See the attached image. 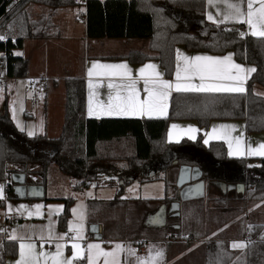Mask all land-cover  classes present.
<instances>
[{
  "label": "trees",
  "instance_id": "16d2710c",
  "mask_svg": "<svg viewBox=\"0 0 264 264\" xmlns=\"http://www.w3.org/2000/svg\"><path fill=\"white\" fill-rule=\"evenodd\" d=\"M76 1L79 0H0V35L6 37L0 41V67L5 65L8 78L26 77V62L16 52L25 40L58 38L52 14L74 6ZM33 4L46 7L48 12L32 19L29 6ZM84 4L88 39L147 40L146 53L133 51L126 59L132 65L156 61L167 79L173 76L175 46L214 55L231 51L235 61L255 71L249 73L245 94L173 93L167 116L158 119H87L84 80L66 79L63 124L58 137H30L18 130L7 114L0 115V181L4 194L12 196L11 175L20 173L25 175L26 184L43 186L42 200L48 201L46 191L54 168L62 178L74 180L72 189L79 192L109 172L110 165L103 163L123 162L124 176L116 197L106 202L89 201L87 224L97 225L107 240L128 238L142 244L145 240L163 239L173 222L167 218L161 228L151 232L144 229L145 214L137 212V205L154 201L119 199L124 186L134 181L162 180L164 196L158 202L169 206L177 200L178 169L187 166L198 168L205 183H243V201L247 205L264 201V157L258 159L259 166H253V159L229 160L223 143L203 146L200 135L194 141L184 139L175 144H168L165 139L170 121H195L200 129H205L214 120H243L247 134L264 132V37L241 36L238 26L208 24L205 0H85ZM255 87L261 88L263 95L255 93ZM166 153L169 158L163 160ZM147 165L155 170L153 175L138 174ZM170 169H174L171 178L162 175ZM233 201L215 197L182 202L179 215L173 218L178 229L169 233L176 240H195L203 228L208 230L201 237H207L231 223L214 240L246 238L247 245L238 253L219 243L230 253L225 264H264V224L245 223L243 208L230 209ZM63 202L57 219L61 232L66 230L73 199ZM104 223H111L112 229L105 230ZM217 245L210 243L207 248ZM16 256L17 243L6 240L0 232V264Z\"/></svg>",
  "mask_w": 264,
  "mask_h": 264
},
{
  "label": "crops",
  "instance_id": "0c3cea01",
  "mask_svg": "<svg viewBox=\"0 0 264 264\" xmlns=\"http://www.w3.org/2000/svg\"><path fill=\"white\" fill-rule=\"evenodd\" d=\"M85 0H79L75 2V5L72 7H66L59 10H56L52 14V22L56 26L59 31L58 38L53 39H29L23 42L22 48L17 51V55L21 56L27 65V75L22 79H10L6 76L4 72V76L1 77L2 81L5 82L15 81V80H26L30 82L29 87L33 90L40 87L38 84L40 81H43L46 89L41 91L44 99V110L39 118H42V124H40L34 130H27V128H23V132L28 135L29 131H32L33 135H44L47 138H56L61 133L62 124H63V116H64V101H65V91H64V81L66 79H83L85 83V117L87 119H158L165 118L168 114L169 109V100L173 93H203V92H177L174 89L171 90L168 99H167V110L164 115H107L104 112L105 107L109 104L110 94L112 96L113 102L115 101V91L108 87V84L111 82L115 84L118 81V77L116 76H105L103 73L109 72H119L121 69H104L100 68L99 65H118L126 63L130 69L133 70V75L139 77L138 70L147 64H153L156 68L146 69V72H159L161 73V79L175 82L176 80V72H177V64L179 63L181 66V71L183 74V67L187 63L185 57H195V56H213V57H224L229 53L232 54V60L230 63L238 64L241 66V70L239 71V76L243 78L245 92L247 90V79L249 76V72L246 71L249 69L245 64L238 63L235 61L233 53L231 51H227L222 55H214L207 52L201 51H188L183 46H175L174 48V71L173 76L170 79H167L164 75L163 69L160 67L159 63L156 61H147L143 64L132 65L126 59V55L133 51H139L146 53L148 51V41L147 40H122V39H97L91 40L86 36V18L85 12L86 7L84 4ZM104 1V0H101ZM209 0H205V21L208 24L212 25H224V26H240L242 32L248 34L251 31L248 25L244 23H237L233 21L223 22V23H213L208 19L209 12ZM29 12L31 14L32 19H38L42 15L48 12V9L44 6L33 4L29 6ZM216 20H222L220 16L217 18L214 16ZM180 56L179 61L177 60V56ZM97 64L98 67L93 69V75L89 77L88 70L92 68L93 64ZM233 74L237 73L236 69H231ZM91 81L93 87L89 89V82ZM194 83H198V80H194ZM226 84L234 83L233 81H225ZM5 84L3 86L5 87ZM52 86L54 90L49 93V88ZM139 91V99L143 100L146 97V93L143 92V79H140L138 83ZM12 88L11 90H13ZM23 96L22 101L24 106L28 103V107L31 108L29 103H37V97L34 95L33 102H31L27 98V93L24 92L23 88ZM90 91L93 93L92 95V107L94 114L88 115V107H89V93ZM47 92V93H46ZM243 93H233V92H215L214 94H245ZM256 93V92H255ZM32 98V96H31ZM6 103V102H5ZM27 112V109L25 110ZM30 111H33L31 108ZM7 114V111L4 112ZM11 119V117H9ZM27 118L30 119V122L36 121L35 117L32 115V112L28 111ZM12 120V119H11ZM13 121V120H12ZM14 123V121H13ZM175 124L176 128H172L171 126ZM17 128L16 123H14ZM221 125H231L235 126L233 128H221ZM215 126V127H214ZM195 129L193 132L191 129ZM39 131V132H38ZM227 132V141L232 144L233 155L229 156V143L226 142L224 137V133ZM169 133H171L172 139L169 140ZM192 135L195 139H189V136ZM201 136V143L203 146L208 147L212 142H220L225 145L226 148V156L229 160L236 159H245L258 161V159L263 158L264 156L260 155H248L249 152H258L260 151V144H264V132L257 134H247L246 132V124L243 120H214L209 123V126L205 129H200L195 121H170L166 130V143L175 144L179 143L182 140H191L194 141L198 136ZM29 136V135H28ZM207 140V143H205ZM237 140L239 141V148L242 155H237L236 147ZM169 158V154L166 153L162 159L166 160ZM104 165H110V170L107 174L99 177V179L93 183H90L86 188L79 191L80 200L83 202V213H84V228H83V239L79 241L82 247H86L88 243H98L105 251H111L116 244L124 245V250L118 252L117 260L118 264H136V256L130 254V250L133 249V242L135 240H130L128 238L121 239H113L107 240L103 237L102 231L101 240H95L92 237H89L88 233V224H87V204L91 200L96 201H111L116 195L118 188L121 186V178H123L124 173V163L123 162H114V163H103ZM150 166L142 167L138 170V174L144 176H152L154 171ZM57 172L54 168L52 170L53 173ZM174 173V169L168 170L166 173H162V175H166L168 178ZM60 176V175H59ZM64 184L70 188L74 185V180L71 179H63ZM227 183H237L230 182ZM134 184H138L139 196H135L134 194H128L125 197H122L124 193L127 191V187L133 186ZM214 187L219 188L218 186L211 184L208 185L206 183L203 192L196 193H187L183 195L179 200V207L182 202L193 200L197 198L202 199H211L215 197H210L211 191ZM111 190L107 193L105 190ZM164 182L160 179L154 180L146 183H139L134 181L130 184L124 186L123 192L121 193L120 200L129 201V200H139V201H154L152 204H143L139 203L137 205V212L144 213L145 217L143 218L144 229L156 230L161 227L154 226L151 223L152 217L155 215L159 207L163 204H160L158 201L161 200L164 196ZM219 198H229L233 199V202H230V209L235 208L238 209L241 206L242 196H227L231 192L241 193L239 190H230L223 192ZM177 191V190H176ZM13 196V195H12ZM176 197V192H175ZM73 199V198H72ZM64 199H62L63 201ZM60 201V202H62ZM59 202V203H60ZM75 200L73 199V203L69 208V217L66 223L65 233L68 237H71L73 233L70 234L68 229L69 221L72 217L71 208L74 205ZM64 208V202H62ZM168 211L166 215L167 218L170 219L173 223L170 229V232H175L178 229V225L175 224L173 218L177 217L176 212L170 211V205L167 206ZM208 209H211L212 206L210 204L207 205ZM45 208V207H44ZM179 211V210H178ZM252 222V221H251ZM255 222V221H254ZM232 224H228L223 228L217 230L216 232H212L207 237H201L207 233V227L203 228L198 234V239L195 240H186V239H177V241L168 242L163 241V239H153V240H145L143 245L141 246L140 251H134L136 255L141 257H147L149 255V251L151 250L154 254L157 250H162L163 256L160 260V264H225L227 262V258L229 257V251H235L238 253H242L246 249L247 239H223V240H214V237L218 234L224 233L226 229ZM104 229H112L113 225L111 223L103 224ZM206 223H204V227ZM12 231L10 230V233ZM61 232V231H60ZM151 232V231H150ZM62 233V232H61ZM6 240L8 236L6 232L2 233ZM18 235V234H17ZM20 235V234H19ZM24 236H28L27 234H22ZM35 239V237H33ZM165 238V237H164ZM223 238V237H222ZM14 241V240H12ZM17 243V256L15 258H7L5 260V264H15V261L19 258V244ZM62 243H66V247L64 248L65 257H71L72 249H71V241L65 240L61 241ZM233 242L243 243L242 247L233 248ZM216 243L217 246L207 248V244ZM219 243L227 244L228 250L225 248H220ZM37 251H40V242L36 241ZM43 250L46 252H55L54 243L49 244L45 243L43 245ZM103 257L100 258L98 264H103ZM83 264H86L85 260ZM78 261H75L74 264H78ZM49 264L51 262L49 261Z\"/></svg>",
  "mask_w": 264,
  "mask_h": 264
},
{
  "label": "snow or ice",
  "instance_id": "6c2138e0",
  "mask_svg": "<svg viewBox=\"0 0 264 264\" xmlns=\"http://www.w3.org/2000/svg\"><path fill=\"white\" fill-rule=\"evenodd\" d=\"M213 0H209V4H212ZM244 0H234V2L227 3V11L223 14L222 20H216L210 13L208 19L213 23L223 22H237L248 25L253 36L264 37V0H247L246 10L243 7ZM254 4H258L259 7H254ZM245 33H241L244 36ZM6 37L0 35V41L5 40ZM180 56L178 54L177 60L179 61ZM187 63L183 67V74L181 66L177 64L176 80L175 82L161 79V73L159 72H146V69H155L156 66L153 64H147L141 67L139 77L133 75V70L128 67L126 63L118 65H99L100 68L104 69H121L122 71L109 73L105 72V76H116L118 81L113 84L109 83L108 87L115 91V101L113 102L110 94L109 104L105 107L104 112L107 115H164L167 110V99L171 90L177 92H203V93H215V92H233L243 93L245 92L243 78L239 76L241 66L238 64L230 63L232 60V54L229 53L224 57H213V56H195L185 57ZM98 67L97 64H93L92 68L88 70V75H93V69ZM231 69H236L237 73L233 74ZM246 71L252 72L255 69H247ZM140 79H143V92L146 93V97L143 100L139 99L138 83ZM194 80H198V83H194ZM225 81H233L234 83L226 84ZM93 87L91 81L89 82V89ZM3 90L0 89V92ZM92 95L89 93V107L88 115L94 114L92 107ZM19 127V125H18ZM172 128H176L177 125L173 124ZM215 127V126H214ZM221 128H233L231 125H221ZM23 131V128H21ZM193 132L195 129H191ZM31 137L32 131L28 132ZM228 133H224L226 142L229 143L228 155H233L232 144L227 141ZM172 139L171 133H169V140ZM189 139H195L194 136L190 135ZM207 143V140H205ZM260 151L249 152L248 155H260L264 156V144H260ZM242 155L239 148V141L237 140L236 153ZM19 193L20 189H16ZM4 187L0 185V200H5ZM29 206L21 204L17 206V211L20 209H28ZM35 212L28 211L27 216H42L41 209L43 205L36 204L32 206ZM51 207L49 206V215L51 216ZM79 207V206H78ZM13 206L7 204V209L11 211ZM74 221H69L68 229L69 232L73 233L71 237L67 234L54 235L51 231L47 235L41 234H30L28 236L17 235L16 229H13L9 234L8 239L18 241L19 244V258L15 261V264H74L75 261L85 260L86 264H98V261L103 257V264H118L117 254L124 250V245L116 244L111 251H105L98 243H88L86 247H82L79 241L83 239V228H84V213L77 212V208L72 209ZM23 215V213H20ZM6 231L0 229V232ZM35 237V239L33 238ZM71 241L72 255L71 257H65L64 248L66 243L61 241ZM40 242V251H37L36 241ZM45 243L55 245V252H46L43 250ZM242 243L233 242L232 247H242ZM130 254L136 256V264H160V260L163 256L162 250H157L153 254L149 251L147 257H141L136 255L134 251L130 250Z\"/></svg>",
  "mask_w": 264,
  "mask_h": 264
},
{
  "label": "rangeland",
  "instance_id": "374dc122",
  "mask_svg": "<svg viewBox=\"0 0 264 264\" xmlns=\"http://www.w3.org/2000/svg\"><path fill=\"white\" fill-rule=\"evenodd\" d=\"M230 2H234V0H213V3L210 4L209 12L217 18L219 16L223 18V14L227 11L226 5L227 3H230ZM246 6H247V0H244L243 7L245 10H246ZM254 7H259V5L254 4ZM238 28H240V26H238ZM247 35L253 36L251 34V31H249ZM253 37H261V36L257 35ZM3 76H4V71L0 67V81H2L1 77ZM5 81L6 80L2 81L0 84V89L3 90L2 92H0V115H3L4 112L7 111L8 117H11V119L17 125V129L20 131H22L21 128H27V130L36 129V127L42 124V118H39L44 110V99H43L44 94L40 93L42 89L40 87L36 88L35 90H33V88L31 89L29 87L30 82L26 80H15V81H9V82H5ZM4 83H6L5 87L3 86ZM12 88L14 89L11 90ZM22 88L24 92L27 93L26 94L27 98L29 100L31 99L30 100L31 102H33L32 99H34V95H36L37 97V103H29L33 111H30L31 108L28 107V103H26V106H24V103L22 101V96H23ZM53 90L54 88L50 86L48 91L50 93ZM254 90L257 94L263 95V90L261 88L255 87ZM26 109H27V112L25 111ZM28 111L32 112V115L35 117L36 121L30 122V119L27 118ZM53 174L54 176H51V179L48 181L49 184H48V189L46 191V198L48 201L35 200L33 202H29L28 200H19L15 198L14 196L7 197L4 194L6 199L0 200V202H3L2 206H0V227L4 225L7 219L12 220L11 225H9L6 231H4L6 232L7 236H9L10 230L12 231L13 229H16V232L18 235L19 234L22 235L23 233L27 235H30L33 233L38 235V234L43 233L44 235H47L49 231H51L54 235L66 234L65 232L61 233L57 228L58 216L63 211L62 199H67V198L72 199L73 198L75 202L71 208V211L73 208H77L78 213L83 212V202L79 199L80 198L79 192L74 191L72 188L68 187L67 184L65 185L63 181L64 178L59 176L57 172ZM0 185H3L1 181H0ZM208 185H211V184H208ZM126 189L127 191L126 193L122 195V197H125L128 194H134L135 196H139L138 195L139 194L138 184H134L133 186L127 187ZM105 191L109 193L111 190L106 189ZM221 194L222 193L220 192V189L217 187H214L209 196L219 197L221 196ZM244 195H245V192H241V193L231 192L230 194H227V196H231V197L232 196H237V197L242 196L240 209L241 208L244 209V214L242 215V217L245 223L255 221V222L264 224V201L253 204V205H247L246 201H243ZM7 204H11L13 206L11 211L7 209ZM21 204L29 206L28 209H20L19 211H17V206ZM36 204L43 205L42 209L40 210L42 213V216L37 217L34 215L32 217H28L27 212L28 211L35 212V209L32 206ZM49 206H52L51 216L49 215V211H50ZM20 213H23V215H21ZM74 220L75 218L72 213V217L70 221H74ZM170 231L171 230H169V232ZM4 232H1V233H4ZM163 241H165V238H163ZM132 242H133V245H136L137 243L141 244V246L143 245L142 242L140 241H132Z\"/></svg>",
  "mask_w": 264,
  "mask_h": 264
},
{
  "label": "water",
  "instance_id": "95a60500",
  "mask_svg": "<svg viewBox=\"0 0 264 264\" xmlns=\"http://www.w3.org/2000/svg\"><path fill=\"white\" fill-rule=\"evenodd\" d=\"M202 172L198 168H190L182 166L178 169L175 187L176 198L179 200L183 195L187 193L203 192L204 185L206 184L201 180ZM13 182L12 195L19 200H42L45 196L44 187L41 185H28L26 184V177L24 174L14 173L11 175ZM207 184H214L221 188L223 192L230 190H239L245 192V186L241 182L226 183L223 181H216ZM16 189H20L18 193ZM179 201H175L170 204V211L176 212L179 215ZM168 207L162 205L159 207L155 215L151 219V223L157 227H163L166 224V215ZM89 234L93 236L95 240H101V233L97 225H90L88 228Z\"/></svg>",
  "mask_w": 264,
  "mask_h": 264
},
{
  "label": "built area",
  "instance_id": "2783aa9c",
  "mask_svg": "<svg viewBox=\"0 0 264 264\" xmlns=\"http://www.w3.org/2000/svg\"><path fill=\"white\" fill-rule=\"evenodd\" d=\"M241 31H242V29H241ZM1 69L5 72L6 67H5L4 64L1 66ZM1 82L2 81H0V84H1ZM38 84L40 85V88L42 89V91H44L46 89V86H45V84H44L43 81H40ZM252 165L253 166H259L260 165V162L259 161H253L252 162ZM11 222H12V220H10V219L8 220L7 219L5 221V223H4V225L2 227H0V229L2 228V229H5L6 230L8 228V226L11 225ZM165 241L172 242V241H177V240L174 239L170 233H168L165 236ZM133 249H134V251H140L141 250V244L137 243L136 245L133 246Z\"/></svg>",
  "mask_w": 264,
  "mask_h": 264
}]
</instances>
